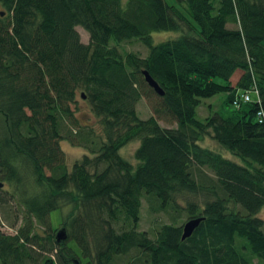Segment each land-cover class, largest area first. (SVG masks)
I'll return each mask as SVG.
<instances>
[{
  "label": "trees",
  "instance_id": "obj_1",
  "mask_svg": "<svg viewBox=\"0 0 264 264\" xmlns=\"http://www.w3.org/2000/svg\"><path fill=\"white\" fill-rule=\"evenodd\" d=\"M0 12V228L21 221L0 229V264L39 252L54 256L42 264H264V0H0ZM159 31L177 34L153 43ZM127 39L147 54L120 53ZM77 97L99 119L94 139L65 127H78ZM61 139L88 149L69 168ZM134 140L130 160L119 150ZM142 198L167 212L153 236L137 228ZM67 208L56 242L49 214ZM179 212L201 217L184 239Z\"/></svg>",
  "mask_w": 264,
  "mask_h": 264
},
{
  "label": "rangeland",
  "instance_id": "obj_2",
  "mask_svg": "<svg viewBox=\"0 0 264 264\" xmlns=\"http://www.w3.org/2000/svg\"><path fill=\"white\" fill-rule=\"evenodd\" d=\"M168 2H172V0H166ZM76 32L79 35V39L82 43H87L88 36L87 33L80 27L76 26L75 27ZM177 34V32L174 31H159V32H152L151 37L153 43H157L160 40H164L169 37H173ZM112 43L113 41L110 40ZM117 47L120 51V53L123 52H135L141 57H144L147 54V49L145 46H143L139 41L135 39H127V40H122L118 42ZM233 83V80H232ZM251 98L253 97L252 94H250ZM219 104V97H212L208 99H203V102H201L200 106L197 109V118L202 119L204 118L207 114H209V108H207L208 105H211L212 108H216L217 105ZM77 111L75 112V117H76V123L78 124V127H74L71 125H68V122H65V127L70 129L71 132L73 133L76 141L78 142V139L81 138V136H88L92 139H94L96 136H98L101 133V125L99 122V119L94 117L88 108L86 107L85 103L83 100L77 97ZM135 111L138 115L139 118H147L149 115H151V109L149 107V103L145 97H141L136 105H135ZM158 123L161 127H173L175 124L173 122L171 123H166L162 120H158ZM81 134V135H80ZM203 146L214 148L217 150H222V153L225 157L235 160V157H233L229 152L224 151L222 148L219 147V145L210 138L209 135H206L202 138L201 141H199ZM60 148L62 149L64 155H65V161L66 165L69 168L71 164L80 158V156L84 152H88L87 148H84L81 145H72L70 142H68L65 139H61L59 141ZM137 146V141H130L124 144L119 152L121 155H123L125 158H128L130 160H133V151L135 147ZM178 204L182 205L183 204V199L179 198L178 199ZM68 210L67 209H62L60 211H51L49 214V220L51 223V227L49 230L46 232L49 234H52L55 236V233L58 229L62 227L61 223V218L63 214ZM259 216L264 218V208H262L259 212ZM185 220V216L182 212H179L176 218V223L181 224ZM168 222L167 218V212L163 211H155L154 209L151 210L149 204L145 201L144 198L141 199V206H140V218H139V223H138V230H144L147 232L148 236H153V233L157 226L161 223ZM21 221L18 219H14L13 214L10 215L6 219H2V225H1V231L7 234H13L15 233L17 227L20 225ZM38 227L37 225H35ZM39 230H42V228H38ZM68 245L71 247L73 246V243L68 241ZM74 247V246H73ZM78 253V252H77ZM40 256L39 257V262L36 264H42L41 263V258H44L46 256L51 257V259L54 261V256L53 253H43L39 252ZM80 261H82V264H84L81 256L78 254L76 256ZM126 260V257H123L121 259L116 260V264H122ZM255 262V261H253ZM55 264V263H54ZM254 264V263H252Z\"/></svg>",
  "mask_w": 264,
  "mask_h": 264
},
{
  "label": "water",
  "instance_id": "obj_3",
  "mask_svg": "<svg viewBox=\"0 0 264 264\" xmlns=\"http://www.w3.org/2000/svg\"><path fill=\"white\" fill-rule=\"evenodd\" d=\"M0 15H2V12H0ZM141 73H142L143 79L147 83V85L150 86L156 94L161 95L162 94L161 89L151 79V77L147 74V72L144 71V70H142ZM0 186H1V184H0ZM200 220H201V217H194V218L187 219L182 224L180 238L181 239H184V238L188 237L191 234L192 230L198 225V223L200 222ZM65 237H66V235H65V229L63 227H61L60 229H58L56 231L55 236H54V239H55L56 242H59L61 240H64Z\"/></svg>",
  "mask_w": 264,
  "mask_h": 264
},
{
  "label": "built area",
  "instance_id": "obj_4",
  "mask_svg": "<svg viewBox=\"0 0 264 264\" xmlns=\"http://www.w3.org/2000/svg\"><path fill=\"white\" fill-rule=\"evenodd\" d=\"M242 99H243V100H247V99H248V96H247L246 94H243V95H242ZM259 114H260V112H258V115H259Z\"/></svg>",
  "mask_w": 264,
  "mask_h": 264
}]
</instances>
